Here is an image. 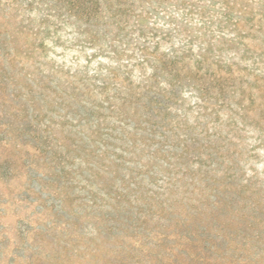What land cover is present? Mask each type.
<instances>
[{"label": "rangeland", "instance_id": "obj_1", "mask_svg": "<svg viewBox=\"0 0 264 264\" xmlns=\"http://www.w3.org/2000/svg\"><path fill=\"white\" fill-rule=\"evenodd\" d=\"M0 264H264V0H0Z\"/></svg>", "mask_w": 264, "mask_h": 264}]
</instances>
